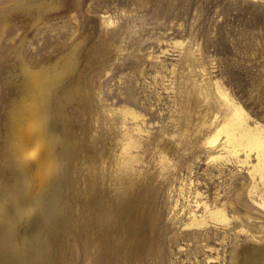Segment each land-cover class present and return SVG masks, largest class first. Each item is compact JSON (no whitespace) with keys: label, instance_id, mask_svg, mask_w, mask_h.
Here are the masks:
<instances>
[{"label":"rangeland","instance_id":"374dc122","mask_svg":"<svg viewBox=\"0 0 264 264\" xmlns=\"http://www.w3.org/2000/svg\"><path fill=\"white\" fill-rule=\"evenodd\" d=\"M199 68L264 130V0H0V228L18 263L247 264L248 250L264 249L256 148L179 152L165 139L142 152V172L114 178L101 105L136 112L127 122L151 147L175 133L185 73L198 80ZM26 91L41 92L45 108L38 172L49 162L66 171L53 196L27 193L7 156L6 120ZM196 192L223 214L194 205ZM16 198L34 207L20 222L8 209ZM0 264L10 262L0 255Z\"/></svg>","mask_w":264,"mask_h":264},{"label":"bare ground","instance_id":"6f19581e","mask_svg":"<svg viewBox=\"0 0 264 264\" xmlns=\"http://www.w3.org/2000/svg\"><path fill=\"white\" fill-rule=\"evenodd\" d=\"M198 73L200 74V79L198 80L194 78L190 72L185 73V86L183 88L184 102L181 105L182 111L180 112L178 119L173 123V125L176 126L175 133L169 134L167 132L166 137H158L155 140L156 144L154 143L151 147L143 145L144 138L142 137L141 128L138 125H130L127 122L128 118L137 117L136 112L128 108L121 109L112 108L107 105H101L103 115L99 110V117H102V124L106 130L105 132L107 138L105 139H108L111 142V145L109 146V154H114V159H112V161L114 160L115 163L112 162V164L115 165L116 172L114 171V178L117 181H122L124 183L126 179H132L136 174L138 175L139 171L142 172L143 169L141 165H143L145 162H138L142 152L147 150L149 153L156 151V148L159 147L160 141L167 139L166 142H171L169 147L171 148V146H173V148L179 152L183 149H191L193 145H202L205 143L212 144L209 146L210 150L208 151L210 155L219 148L224 149L223 151L228 154L235 153L238 150L239 145H243L249 149L256 148L257 162L254 164V169L257 172L259 181L264 187V130L257 125L251 126L249 124L246 117L247 115L241 106L229 98L225 91L220 88V86H214L210 79H208L206 76L203 68H199ZM200 90L204 93L205 99L203 98V95L199 94ZM32 94L33 92L30 93L26 91L25 104L22 103L18 108L14 109L6 120L7 131L5 146L7 148V156L15 169L16 175L18 174V177L21 179V182L27 185V182L30 181L31 186L27 187V193L28 189L34 188L36 186V188L39 189V193L40 190H42L43 192L48 193V195L51 194V196H53L54 194H58V187L61 186L59 185V180H62V177L66 171L65 169L63 170V168L59 169V167L57 170H50V167L54 162H49L48 170H42L38 172L39 162L42 160L45 161V157L42 156L41 143H39L42 138V131L45 129V119L44 114H42L45 108L42 109L41 106L43 100L41 92H35L33 96ZM201 105L206 106V108L200 110L199 108H201ZM215 112H217L216 114H218V116L214 115ZM45 113L47 114L46 110ZM109 141H107L108 144ZM108 144H105V146ZM164 145L162 146L166 147V145ZM175 149H170V152L172 153L173 151L174 153ZM159 153L161 154L163 151L160 149ZM176 155L177 154H175V156ZM106 157L107 156L104 157L105 159H102L103 162H108V159L111 158L110 156L109 158L107 157L108 159ZM36 160L38 164L36 163ZM165 160L166 159L164 158V161ZM55 165H58L57 162H55ZM109 170L113 171L110 168ZM24 171H26V173ZM101 178L103 177L101 176ZM160 186V182L154 183L153 186L151 185L150 189L152 190L148 192L150 195V202L154 201ZM252 187H255V185ZM5 188L6 185L0 187V191L4 189L2 192H5L7 189ZM62 189H64L63 186ZM9 193L10 192L7 190V196ZM45 193H42V197H45ZM194 197V205L202 204L203 212L208 211L211 216L223 214L220 208L212 206V208L209 209L207 203L198 201L196 199L197 192ZM13 201L14 202L11 204L12 206H10L8 209H18L16 214H12L11 217H17L18 219L16 222H20L21 218L19 217H28V213L31 212L33 205L29 203L30 205L27 204L26 208H21L18 198L13 199ZM4 215H7L6 209H2L0 207V216ZM192 215L193 218L199 222L200 219L197 217V215L194 213ZM2 230L4 229L2 228ZM2 230L0 228V255L3 258L8 259L10 264H20L17 260V254L20 250L18 251L19 248L14 240V237L12 236L11 232L6 233V231L3 233ZM37 240L38 243L41 244V242H39V238ZM35 244L36 243L33 245ZM26 248L28 247L26 246ZM36 248L37 247H35V249ZM38 249H40V245L38 246ZM251 249L248 250V254H246V261H249L247 264H264V249Z\"/></svg>","mask_w":264,"mask_h":264}]
</instances>
